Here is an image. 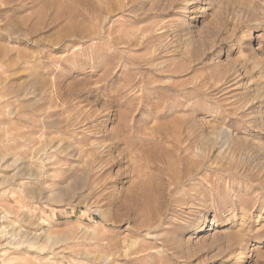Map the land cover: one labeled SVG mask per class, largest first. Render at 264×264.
Listing matches in <instances>:
<instances>
[{"label": "rangeland", "instance_id": "1", "mask_svg": "<svg viewBox=\"0 0 264 264\" xmlns=\"http://www.w3.org/2000/svg\"><path fill=\"white\" fill-rule=\"evenodd\" d=\"M187 1L0 0V264H264V0Z\"/></svg>", "mask_w": 264, "mask_h": 264}, {"label": "bare ground", "instance_id": "2", "mask_svg": "<svg viewBox=\"0 0 264 264\" xmlns=\"http://www.w3.org/2000/svg\"><path fill=\"white\" fill-rule=\"evenodd\" d=\"M210 3H211V1H209ZM206 3H208V2H206ZM205 3V4H206ZM209 3V4H210ZM194 3H193V1L192 0H188L187 1V3H186V5L187 6H192ZM198 8V7H197ZM187 9V8H186ZM197 9H196V7H192L191 9H190V11H189V13H188V15L186 16V17H184L183 18V21H182V24H183V27H186V28H188L187 26H190L191 27V25H192V23L194 22V21H196V18L199 16L197 13ZM88 150V149H87ZM79 153H81L82 155H84V156H88L89 155V153H87V151H85V150H80L79 151ZM90 156V155H89ZM89 160V159H88ZM90 161V160H89ZM139 188V187H138ZM139 189H141V188H139ZM139 189H137V190H139ZM143 190V189H142ZM142 190H139V191H137L139 194H138V196H137V200H142V198L144 197V195H145V192H143ZM146 199H149L148 197H146ZM211 224H214V222H211ZM210 228H208V230H209ZM214 229V228H213ZM233 238V237H232ZM240 241L241 240H239V242L238 243H240ZM151 257V256H150Z\"/></svg>", "mask_w": 264, "mask_h": 264}]
</instances>
